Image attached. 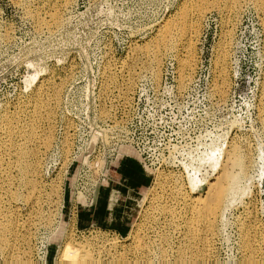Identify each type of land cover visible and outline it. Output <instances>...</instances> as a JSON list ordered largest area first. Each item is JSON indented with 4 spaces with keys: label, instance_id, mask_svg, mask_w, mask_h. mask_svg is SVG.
Masks as SVG:
<instances>
[{
    "label": "rangeland",
    "instance_id": "1",
    "mask_svg": "<svg viewBox=\"0 0 264 264\" xmlns=\"http://www.w3.org/2000/svg\"><path fill=\"white\" fill-rule=\"evenodd\" d=\"M232 1L0 0V264H264V0Z\"/></svg>",
    "mask_w": 264,
    "mask_h": 264
},
{
    "label": "bare ground",
    "instance_id": "2",
    "mask_svg": "<svg viewBox=\"0 0 264 264\" xmlns=\"http://www.w3.org/2000/svg\"><path fill=\"white\" fill-rule=\"evenodd\" d=\"M236 1L237 0L232 1L230 6H232L233 4L235 5ZM159 45H160V43H157L156 47L159 48L160 47ZM153 52H155V51H153ZM158 54H157V56H158ZM154 57H155L154 60H155V63H156L158 59H157V57L155 55H154ZM222 60L224 61V56H222ZM154 74L157 75V72L155 71ZM41 105H43V104H41ZM7 127H8V125H7ZM10 130L11 131L10 132L8 131V133L12 132L11 128H10ZM27 132H28V134H27L28 138L32 137V136H35V134H34L35 130L33 128H30V130L27 131ZM22 153H23V150L21 151V154ZM245 157L246 156L239 151L238 147L233 145V144L226 150L225 158H224V161H223L224 162L223 163V169H224V172H225L224 173V177L221 178V179L218 177V179H216L217 181L214 184H210L209 185V192L211 194H209L210 196H209V199L207 201L208 202H212L213 205L205 204L204 201L200 200L199 198H188L189 196L188 197L187 196L182 197V199H181L182 202H184L186 205H188V209H189L188 211L190 212V215L188 217L189 220H190L188 222L189 223V225H188L189 228L188 229H190L192 231L193 235H196V234H199V235L204 234L205 235L206 232L208 233V229H211V228L213 229V225H212V227L210 225L212 224L213 220L216 218L217 214L222 212V209L224 208V206L227 204V202L231 198L234 199V197L236 196V193H238L237 190L239 189L238 188L239 181L242 178H244V176L246 175V173H245L246 158ZM228 167H231V169H234V170H227ZM190 178H191V180H194L193 176L190 177ZM33 190H35L34 187L32 188L31 192ZM31 195H33V194H31ZM33 198H34V196H33ZM230 203H231V201H230ZM167 210L171 213L170 209H167ZM212 218H213V220H212ZM202 221L205 223V228L201 229V232H200L199 229H198V225ZM213 224H214V222H213ZM0 230H2L1 229V225H0ZM246 233L247 232H244V234H246ZM181 257H182V255H181ZM183 263H184V261H183Z\"/></svg>",
    "mask_w": 264,
    "mask_h": 264
},
{
    "label": "crops",
    "instance_id": "3",
    "mask_svg": "<svg viewBox=\"0 0 264 264\" xmlns=\"http://www.w3.org/2000/svg\"><path fill=\"white\" fill-rule=\"evenodd\" d=\"M127 161H128V160H126V161L124 160V161H123V165H124V166H127V164H126ZM138 168H139V167H138ZM130 169H132V168H130ZM134 170H135V169H134ZM130 171H131V170H130ZM130 171L124 169L123 175L119 176V178L121 179V181L126 182L127 184L134 186V189H136V188H138V187L141 185V183H143V182L141 181V180H143V178L140 179L139 177H135V174L132 173V172H130ZM137 171H138V170H137ZM128 176H132V178L134 177V178H136L137 180H140V181L137 182L136 179H131V178L128 177Z\"/></svg>",
    "mask_w": 264,
    "mask_h": 264
}]
</instances>
